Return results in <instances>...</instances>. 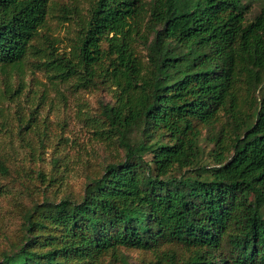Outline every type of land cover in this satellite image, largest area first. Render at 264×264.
I'll list each match as a JSON object with an SVG mask.
<instances>
[{"label":"trees","instance_id":"trees-1","mask_svg":"<svg viewBox=\"0 0 264 264\" xmlns=\"http://www.w3.org/2000/svg\"><path fill=\"white\" fill-rule=\"evenodd\" d=\"M53 13L77 25L63 50ZM28 65L108 92L87 120L113 160L29 207L0 264H264V0H0L7 98ZM60 160L33 169L56 193ZM0 175L34 182L1 147Z\"/></svg>","mask_w":264,"mask_h":264},{"label":"rangeland","instance_id":"rangeland-1","mask_svg":"<svg viewBox=\"0 0 264 264\" xmlns=\"http://www.w3.org/2000/svg\"><path fill=\"white\" fill-rule=\"evenodd\" d=\"M81 1L86 6L89 0ZM253 6V13H256L261 5L256 2ZM49 24L51 33L60 41L61 50L68 48L77 31L76 23H63L53 13ZM11 81L13 95L7 98L0 76V147L9 154L12 170L16 173L19 167H25L34 182L31 183L27 175L18 180L0 175V251L8 248V242L16 241L21 233L22 214L35 202H42L45 197L57 201L66 194L79 198L87 176L97 173L103 163L113 160L112 151L94 139L87 120V112L94 114L102 98L109 101L108 92L77 90L71 85L55 88L46 73L33 65H28L21 78L13 75ZM19 82L25 84L21 93L17 92ZM32 108L37 110L33 114L35 119L31 128L23 129L22 139L19 117H23L25 122L29 120ZM202 144L207 151L212 148L209 143L203 141ZM30 146L33 156L27 148ZM54 155L61 158L58 169L62 184L59 193L54 192L57 191L54 189L56 182H50V179L43 185L36 182L38 179L33 170L42 167L50 175L54 172ZM47 183L54 185L47 188ZM127 254L133 261L142 257L135 251Z\"/></svg>","mask_w":264,"mask_h":264}]
</instances>
